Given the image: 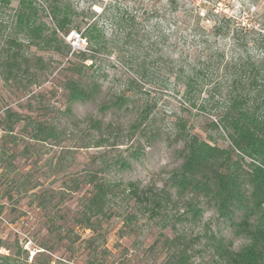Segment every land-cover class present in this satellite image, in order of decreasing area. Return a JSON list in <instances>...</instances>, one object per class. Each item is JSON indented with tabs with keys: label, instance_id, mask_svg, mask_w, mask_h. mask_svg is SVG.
<instances>
[{
	"label": "rangeland",
	"instance_id": "rangeland-1",
	"mask_svg": "<svg viewBox=\"0 0 264 264\" xmlns=\"http://www.w3.org/2000/svg\"><path fill=\"white\" fill-rule=\"evenodd\" d=\"M74 1L80 6L86 2ZM140 1L121 0L120 8L138 13ZM196 1L204 5L201 14L214 6L253 28L247 32L237 26L238 37L240 42L257 39L258 46L243 49L255 59L264 58V0ZM106 2L95 1L94 8L100 10ZM187 26L167 9L137 19L127 29L128 38L116 36L107 49L86 55L82 76L96 81L98 91L92 99L76 102H69L63 88L70 76L62 70L64 47L58 54L24 43L11 74L4 69L11 51L0 28V264H30L37 251H43L38 262L51 259V264H176L180 253L188 257L187 264H222L212 236L230 242L234 250L246 242L218 216L212 201L178 194L169 181L182 162L187 133L221 147L230 144L227 132L211 122L218 123L227 106L224 64L239 50L232 48L230 37L208 30L193 33ZM75 34L73 29L65 42L85 47ZM215 47L224 49L222 58L209 51ZM210 55L217 58L208 59ZM203 59L208 60L203 72L185 94L181 68H173L171 60L187 68ZM140 60L146 71L142 77L131 66ZM8 109L54 126L57 137L30 141L23 148V123L12 137L7 133ZM120 158L129 167L122 169L116 162ZM91 174L111 188L108 209L93 219L94 230L78 214ZM194 203L202 210L197 218L190 211Z\"/></svg>",
	"mask_w": 264,
	"mask_h": 264
},
{
	"label": "trees",
	"instance_id": "trees-1",
	"mask_svg": "<svg viewBox=\"0 0 264 264\" xmlns=\"http://www.w3.org/2000/svg\"><path fill=\"white\" fill-rule=\"evenodd\" d=\"M12 1L0 0V30L11 51L4 69L12 74L19 64L18 53L24 43L58 54L63 52L61 46L64 47L67 60L62 70H69L70 76L65 78L63 88L69 102L90 100L98 91L96 81L82 76L84 61L88 59L86 55L94 50L107 49L108 42L116 36L128 38L127 29L133 27L137 19L158 16L162 9L176 12L179 22L188 24L187 29L193 33L208 30L214 36L232 38V48L239 51L224 64L228 77L222 96L227 106L219 122H211L214 128L220 125L227 132L230 144L221 147L196 133H187L181 151L182 162L171 173L169 181L178 194H199L212 201L218 216L227 221L235 233L245 237L246 242L237 250L223 238L211 237L222 264H264V58L255 59L243 49L249 45L258 46L257 39L244 37L240 42L238 37L239 29L250 32L253 28H246L235 17L214 6L209 7L206 14H201L204 5L196 0H141L138 13L126 6L120 8L121 0H107L100 5V10L94 8L95 1L99 0H85L83 6L74 0H16L15 6ZM46 18L52 25L49 26ZM73 29L85 41V47L75 48L65 42L64 38ZM209 51L221 58L224 56L222 48ZM217 56L210 55L208 59ZM37 60L42 61V58L39 56ZM200 61L185 68L171 60L173 68H181L182 76L178 77H181L185 94L190 93L193 79L203 72V63L208 62L205 59ZM131 66L140 77L146 73L141 60ZM121 101L123 105L125 101ZM4 118L10 137L15 126L23 123L22 128L26 131L23 148H27L30 141L46 142L58 135L54 126L31 117L25 120L10 109ZM95 124L100 125V121L96 120ZM116 162L122 169L129 167L125 158ZM85 184L88 191L78 210L84 218L79 221L94 230L96 222L93 219L105 215L108 209L111 188L109 183L94 174L89 175ZM130 185L135 192V184ZM190 211L194 218L202 213L196 203L190 206ZM1 247L3 240L0 237ZM42 253L37 251L30 264H51V259L38 262ZM187 262L184 253L176 258V264Z\"/></svg>",
	"mask_w": 264,
	"mask_h": 264
},
{
	"label": "built area",
	"instance_id": "built-area-1",
	"mask_svg": "<svg viewBox=\"0 0 264 264\" xmlns=\"http://www.w3.org/2000/svg\"><path fill=\"white\" fill-rule=\"evenodd\" d=\"M75 36H76L77 40L81 41L82 43H85V41L79 37V34H75Z\"/></svg>",
	"mask_w": 264,
	"mask_h": 264
}]
</instances>
